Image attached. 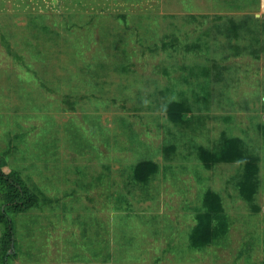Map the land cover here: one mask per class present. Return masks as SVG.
Returning <instances> with one entry per match:
<instances>
[{
  "label": "rangeland",
  "instance_id": "374dc122",
  "mask_svg": "<svg viewBox=\"0 0 264 264\" xmlns=\"http://www.w3.org/2000/svg\"><path fill=\"white\" fill-rule=\"evenodd\" d=\"M259 127L264 0H0V170L36 199L0 264H264ZM222 135L257 161L250 203L243 164L198 160ZM207 191L227 231L196 250Z\"/></svg>",
  "mask_w": 264,
  "mask_h": 264
},
{
  "label": "trees",
  "instance_id": "16d2710c",
  "mask_svg": "<svg viewBox=\"0 0 264 264\" xmlns=\"http://www.w3.org/2000/svg\"><path fill=\"white\" fill-rule=\"evenodd\" d=\"M231 25L234 30L237 29L234 23ZM186 113H188V108L184 102H172L165 108L167 119L175 125H183L185 123L184 116ZM259 131L264 138V127H259ZM221 141L222 144L216 151L199 149L198 160L207 170L217 164H233L237 162L243 164V176L238 186L239 194L246 202L250 203L257 191V161L252 157L245 156L240 140L226 138L222 135ZM157 170V165L153 162H140L133 169V180L136 183L145 184L150 177L157 173ZM15 177L14 175L7 176L0 170L1 185L3 184L6 189L3 195L4 202L0 207V225L4 228L1 240L6 248L13 241L14 224L10 215L28 210L36 201L35 197L28 196L24 192ZM202 208L203 212L197 214L194 218L195 224L189 236L190 247L196 250L205 248L227 231L226 218L223 214L221 200L217 194L211 191L205 192ZM6 257L7 255L3 256V264H7Z\"/></svg>",
  "mask_w": 264,
  "mask_h": 264
}]
</instances>
